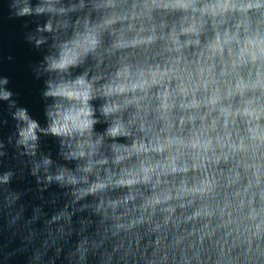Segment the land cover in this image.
Returning <instances> with one entry per match:
<instances>
[{
	"label": "clouds",
	"instance_id": "9594fccd",
	"mask_svg": "<svg viewBox=\"0 0 264 264\" xmlns=\"http://www.w3.org/2000/svg\"><path fill=\"white\" fill-rule=\"evenodd\" d=\"M3 24L37 104L0 72V264H264V0H0Z\"/></svg>",
	"mask_w": 264,
	"mask_h": 264
},
{
	"label": "water",
	"instance_id": "95a60500",
	"mask_svg": "<svg viewBox=\"0 0 264 264\" xmlns=\"http://www.w3.org/2000/svg\"><path fill=\"white\" fill-rule=\"evenodd\" d=\"M18 28L14 25H0V49L5 52L11 49L16 61L12 64H0V72L11 74L14 78L15 85L25 94L26 98L35 107L37 97L34 94L36 84L32 81L24 65L29 58H34V54L24 45L16 36Z\"/></svg>",
	"mask_w": 264,
	"mask_h": 264
}]
</instances>
